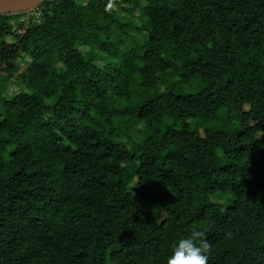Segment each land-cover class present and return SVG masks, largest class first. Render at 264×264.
Listing matches in <instances>:
<instances>
[{"label": "trees", "instance_id": "1", "mask_svg": "<svg viewBox=\"0 0 264 264\" xmlns=\"http://www.w3.org/2000/svg\"><path fill=\"white\" fill-rule=\"evenodd\" d=\"M194 230L264 264V0L0 14V264H166Z\"/></svg>", "mask_w": 264, "mask_h": 264}, {"label": "clouds", "instance_id": "2", "mask_svg": "<svg viewBox=\"0 0 264 264\" xmlns=\"http://www.w3.org/2000/svg\"><path fill=\"white\" fill-rule=\"evenodd\" d=\"M210 251L204 234L194 230L173 242L166 264H208Z\"/></svg>", "mask_w": 264, "mask_h": 264}, {"label": "water", "instance_id": "3", "mask_svg": "<svg viewBox=\"0 0 264 264\" xmlns=\"http://www.w3.org/2000/svg\"><path fill=\"white\" fill-rule=\"evenodd\" d=\"M43 0H0V14H9L30 10Z\"/></svg>", "mask_w": 264, "mask_h": 264}, {"label": "rangeland", "instance_id": "4", "mask_svg": "<svg viewBox=\"0 0 264 264\" xmlns=\"http://www.w3.org/2000/svg\"><path fill=\"white\" fill-rule=\"evenodd\" d=\"M142 209L148 210L149 212H152V213L154 212L156 217H157V219L159 218V220H161V214L156 212L155 206L150 205V204H144V206H142Z\"/></svg>", "mask_w": 264, "mask_h": 264}]
</instances>
